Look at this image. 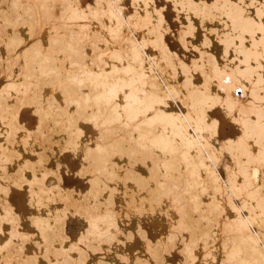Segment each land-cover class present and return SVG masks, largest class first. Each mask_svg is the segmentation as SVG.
Here are the masks:
<instances>
[{
    "label": "bare ground",
    "instance_id": "bare-ground-1",
    "mask_svg": "<svg viewBox=\"0 0 264 264\" xmlns=\"http://www.w3.org/2000/svg\"><path fill=\"white\" fill-rule=\"evenodd\" d=\"M124 1L127 0H0V5L9 3V6L15 9L19 6L20 10L15 11L18 12L17 15L24 11L25 15L31 17L30 20L29 16L26 19L22 18V15L16 17L14 15L13 23L17 25L21 23L19 26L25 21L32 23V28L37 30L39 35L38 38L31 39L25 25H22L24 35L14 33L15 30L7 33L2 27L6 34L0 33V49L2 47V50L7 49L5 52L16 53L22 48V58L26 64L29 62L30 64L26 72H22L19 76H11V80H7L0 90V119L3 120L4 116L18 115L16 107L24 99L35 101L41 116L52 111L53 113L55 111L54 115L57 116H71L58 121L71 129L67 134L71 150L82 161L91 159L92 165L101 169H107L108 163L115 165L116 163L110 159L115 157L116 153L125 152L124 149L130 148V153L132 151L144 152L145 155L151 151L161 153L163 157L158 161L160 164L157 167L170 175L173 170L171 159L174 155H180V185L174 182L164 184L166 181L161 180L162 182L158 181L152 193H147L145 187L153 181L146 175L142 177L137 175L138 169L142 172L147 170L138 163L129 169L127 173L128 178L131 177L128 179L129 183L132 184V181L136 180L142 187L140 189L152 197L151 201H145V204L149 202L147 204L150 205L151 202L154 207L160 208L157 213L153 212L157 210L154 208L153 211H148L161 216V225L167 224L174 231L177 229L178 234L181 233L180 237L183 233L186 234L185 238L182 235L185 243L181 244H185L182 250L185 253L187 251L188 256L184 251L183 254L190 259H188L191 261L189 264L195 260L197 263L207 259V253L209 257L211 255L216 259L221 257L222 264H251L253 259L258 260L256 261L258 264H264V181L261 179L260 170L264 165V97L260 94V88L264 86V21H260L264 16V8L258 5L256 8L259 9L253 17L249 15L250 10L247 8L254 7L255 1L248 3L247 0H214L209 4L206 1L172 0L181 12H187L188 20L191 21L183 30V33L187 34L185 37H190L188 33L195 34L193 32L197 30L194 24L196 21L206 27L209 26L211 34L221 31L219 37L222 46L221 61L209 53L210 51L205 50L210 41L209 38H204V41L198 45L201 51L196 59L193 57V67L190 66L193 69H191L183 62H178L180 58L169 49L163 39L164 28H160V25L164 18L162 19L160 7L155 3V6L153 5L154 0H128L134 8L130 13L126 12ZM33 6L36 7V12ZM57 7L61 10L58 13L53 12V8ZM2 12L3 10L0 15L4 16L0 19L6 21L8 18L12 21L8 17L10 12H6L7 14ZM205 33L204 35L209 34ZM212 39L215 41L217 37L214 38L212 35ZM148 47L157 49L158 53H154L153 56L148 51ZM177 62L180 63L179 71L181 68L187 74L184 82L181 85L177 84L178 87L171 84L175 81L173 78L178 77V74L175 75L177 68L173 67ZM164 64L166 67L172 66L168 69L173 70L174 75L165 73L168 71L166 67L165 70ZM191 71L199 72L202 80L195 81ZM33 76L36 78L34 81L31 80ZM18 78L20 82H16ZM32 84L36 86L33 87ZM29 86L36 88L35 91ZM236 88L242 89L241 98L234 96ZM45 89L54 90V95L40 99L39 96ZM12 94L18 95L19 98L13 96L14 101H7ZM5 98H7L6 102ZM177 98L186 105L185 113L176 110L173 101ZM62 103H65V109L62 108ZM215 103L234 115V122L239 128L237 138L226 137L220 149L215 147L217 121L207 113L209 112L207 109ZM93 105L96 109L88 112L94 107ZM75 116H88L80 121L85 133L77 127L79 121ZM89 119L100 122L91 124L88 122ZM113 121H118L120 125H111ZM128 126L132 127L130 131H126ZM97 127L101 129L100 134L95 138L98 133ZM14 132L17 133L13 134ZM14 132H10L9 129L2 131L5 144L9 145L12 139L18 137L17 134H23V128L18 125ZM125 132L126 136L123 135ZM27 134L28 140L31 133L27 131ZM15 140L11 142L14 144L17 142H14ZM127 142L130 146L132 143V146L127 147ZM26 148L25 146V150ZM221 151L228 154L229 164L217 163ZM133 154L132 157L135 155ZM26 163L29 167V160ZM25 165L27 172L30 169ZM34 165L30 164L32 170ZM42 168L47 170L43 166L41 171ZM108 173L110 176L115 175L113 171ZM43 174L40 177L34 174L29 180L32 204H41L49 198L48 193H52V189L48 192L46 186L54 180L48 174V178H43ZM95 182L100 185L99 180H92V185ZM102 190L104 189L92 188L87 195L92 199L97 191ZM79 202L77 205L81 204V208L76 206L77 209H74V203L71 204L73 206L68 207L63 239L67 240L71 236L72 241L76 237L83 243L97 237L95 241L98 246L109 247L112 244L113 249H105V251L110 256L107 258L113 264H118L115 259L117 257L125 263L130 262L132 252L126 251L125 248L133 246L136 242L126 244L125 248L119 247L118 237L115 236L122 234L124 222L118 218L120 214L117 215V212L110 209V206L116 207L113 197L103 200L101 206L90 201L89 204L82 206V201ZM135 204L127 205L129 206L127 210L132 208L136 210L138 205ZM141 204L144 211L145 204ZM132 205L133 207L130 208ZM152 207L150 205L148 209ZM162 207L166 208V212L170 211L169 216L172 214L176 218L179 216L181 218L179 217L176 222L170 220L172 218L162 211ZM58 211L64 214V210L58 209ZM137 216L138 214L133 215L135 219ZM126 218L129 216L127 215ZM135 219L132 221L133 225L138 226L136 223L138 220ZM33 223L40 233L41 227L47 222L44 217L37 216L33 219ZM170 230L166 231L172 238L168 237L169 240H177L179 236L171 233ZM15 233L12 235L15 238L17 234V238L18 231ZM222 233L225 235L222 236ZM19 234L22 235V243L28 241L24 240L22 233ZM35 235L32 237L36 238ZM39 235L43 241H46L44 232ZM26 236L29 239L31 237V235ZM17 239L19 240V237ZM128 239L134 240L129 232ZM145 239L142 237V242L148 241ZM123 240H120V243L124 246L125 240ZM193 243L196 245L193 246ZM150 245H146L145 250L133 249V252L136 251L142 258L153 261L151 264H173L167 261L168 255L163 257L167 251H159L162 244L155 246L156 248L159 246L158 249L154 247L148 250ZM115 248L121 249L123 256H118L114 251ZM197 248L199 252L195 253L194 249ZM76 250L77 247L71 245L67 251L58 248L56 256L50 257L46 253H39L33 257L39 258L45 255L50 258L56 257V261L50 264H66L71 252ZM252 252L256 254L253 259L250 258ZM215 258L212 260L216 261ZM27 260L24 264H33L30 259ZM178 264H182L181 259Z\"/></svg>",
    "mask_w": 264,
    "mask_h": 264
},
{
    "label": "rangeland",
    "instance_id": "rangeland-1",
    "mask_svg": "<svg viewBox=\"0 0 264 264\" xmlns=\"http://www.w3.org/2000/svg\"><path fill=\"white\" fill-rule=\"evenodd\" d=\"M196 1H206L207 3L211 4L214 0H196ZM251 1H255V2H253L254 7L250 8V9L247 8V10H250L249 15L255 17L254 15H256L257 9H259L256 7L258 5H261V7L264 8V0H247L248 3ZM123 3L126 4L125 9H126L127 13H130L131 11H133L134 8L132 7V4H130L128 0L124 1ZM152 3L154 6L156 4L157 7H160L162 19L164 18V20L161 19L162 24L160 23L161 24L160 28H162V27L164 28V30H162L163 35H164L163 39L165 40L169 49L173 53H175L177 55V57L180 58V60L178 62L181 61L184 64L188 65L189 68H191L190 66H192L193 60L198 57V53H199V51H201L198 45L201 43V41L202 42L204 41V38H209V41H210L207 43L208 45L205 48V50L210 51L209 53L215 55L221 61L222 46H221V43L219 41V37H221L220 36L221 31L216 32L217 35H216V33L211 34L210 33L211 31L209 30L210 29L209 26L206 27V26L202 25L199 21H196V22H194V24H195L197 30H195L193 32L195 34L189 35V33H188V36H190V37H187V36L185 37V35H187V34H184L183 30H185V27H187V25H190V23H191V21L188 20L189 17H188V14H186L187 12H185V11H184V13H183V11L181 12L177 7H175V3L172 0H154V2H152ZM8 8H9V10H8ZM19 8L20 7L18 6V9ZM175 8L178 10H176ZM14 9H15V7L11 8V5L9 6V3H6L4 5L3 4L0 5V14H1L2 10H3L2 14H5L6 12L7 13L10 12L8 14V17L10 19H12V21H9V19L7 18L6 21L4 20L5 22L2 19H0V33H1V35H3L5 33V31H7V33H8L9 31L12 32V30H15L13 32L18 33V35H24V27L22 25H25L26 30L28 31V33L30 35L29 37H31V39L32 38L33 39L38 38L39 37L38 32H37V30H34L32 28V26H33L32 23H26V21L25 22L23 21L24 23L22 22L23 24L21 26H19L21 23L18 25H17V23L16 24L13 23L14 22L13 19H15V18H13L14 15H15V17L18 15H20V16L22 15L21 17L26 18V19L29 16L28 14L25 15L24 11H22L23 13L21 12V14L19 12V14L17 15L18 12H15L17 8L15 10ZM34 9L36 12V7H34ZM60 10H61L60 7L53 8V12H55V13H58ZM3 16L0 15V17H3ZM180 16H181V18H180ZM29 19L31 20V17ZM260 21H264V16L260 19ZM5 23H7V24H5ZM13 24L18 26V28L16 26H14ZM2 27H4V30L5 29L6 30L5 31L2 30ZM12 27H14V28H12ZM29 29H30V31H29ZM204 33L208 34V35H204ZM26 34L27 33L25 31V35ZM1 35H0V38H1ZM212 35L214 36V38L217 37V39H215V41H214V39H212ZM215 35H216V37H215ZM193 37H196V38L194 39ZM182 39L186 42H184ZM193 47L194 48L197 47L199 49L196 50V48L194 49ZM21 49L22 48H19L18 52H16V53L15 52L8 53V51L5 52L7 50L6 48H4L2 50V47H1V49H0V90L3 88V86L5 85V82L7 80H9V79L11 80V76H13V75L19 76V75H21L22 72H26L27 69L29 68L30 62L26 64V62L23 60ZM147 49L153 56L155 55L154 53H156V54L158 53V50L155 48L148 47ZM202 50H204V49H202ZM20 56H21V59H20ZM18 57H19V59H18ZM193 57H194V59H193ZM59 59H61V58H59ZM16 60H18V61H16ZM5 62L7 63V65ZM178 62L175 66L173 65V67L177 68V69L175 68L176 69L175 75L178 74L177 75L178 77L173 78V76H172V78L175 79V81L172 82L171 84H173L175 86H177V84L181 85V83L184 82L185 77H187V74L184 73V71L181 68L179 71L178 68L180 67V63H178ZM11 63L13 64V66ZM165 65L166 64L163 65L164 68L166 67ZM170 66L171 65L166 67L168 72H165V73L167 75L169 73H170V75L173 74L172 73L173 70L168 69V68H170ZM166 68H165V70H166ZM191 69H193V68H191ZM193 73L191 71V75L193 77H195V81L200 82L202 80L201 74L197 71H195L194 74ZM263 74H264V70H263ZM176 78H177V80H176ZM18 79L16 80V82L21 81L20 79L19 80ZM35 79L36 78H34V76L31 78V80H33V81ZM24 83H26V81H24ZM31 86H29V88H33L36 85H33V87H31ZM35 89H34V91H35ZM261 89H264V86H262V88H260V94L264 97V90H261ZM29 92H30V89H29ZM34 93H36V92H33V94ZM41 94L42 95L39 96L40 99H42L41 97H43V99L44 98L46 99L48 97L50 98V95H51V97L54 95V90L45 89L44 92H42ZM30 95H32V94L30 93ZM37 95H39V92L37 93ZM242 95H243V92H242ZM242 95L240 96V98L242 97ZM13 96H14V98H17V97L19 98L18 95L12 94L10 97L11 99L9 98V96H8V98H9L8 100H7V98L4 99L5 102H6V100L9 102L14 101V99H12ZM37 99H39V98H37ZM177 99L175 101H173V103L176 104V105L174 104L176 107V110H178L182 113H185L187 110L186 105L183 104V102L181 101L180 98H177ZM35 103H36L35 101L33 102L30 100L24 99V101L19 103L18 106L16 107V108H18V112H17L18 115H16V116H4L3 120L0 119V228L2 229V230L0 229V231H1L0 232V248H2L0 250V252H1L0 253V263L1 264H24V262H26L27 259H30L33 262V264H41V262H42V264H50L51 262L56 261V257L55 258H50V257L57 255V249L58 248L61 247L62 249L67 251L71 245H75V247H77V250L71 252V255H69V259H68V262L66 264H78V263H80V264H113V262L110 259H108V258H110V256L108 254H106V251H105V249H111V248L113 249L112 244L110 245L111 247L109 246L110 248L108 246L107 247L106 246H104V247L98 246V243H96L97 237H95L93 239L86 240V242H83V243H81L82 241H80V239L76 238V237L73 238L74 239L73 241H72L71 236L67 240H64L62 237L64 222L66 219L67 212H69V209H68L69 205L70 206L75 205L73 207H74V209H77L79 207L81 208V204H80V206H78L80 203L79 201H82L81 202L82 206H83V204L84 205L87 203L89 204V201H90L92 203H96V204L101 206L100 203H102L103 200H105L106 198H109L110 196L113 197V201H115V203H116V207L110 206V209L112 208L115 212H117V215L120 214V216L118 215V218L122 219L124 222L123 229H121L123 236H122V234L115 236V237H118L117 241H119V244H120V245L118 244L119 247L125 248L126 244H128V243L134 244V242H136L133 246L125 248L126 251L132 252L131 253L132 255L130 257L131 261L125 263V261H123L122 259H118V257H117L115 259H116V262L118 264H145V263L151 264V263H153V261H151L149 259L142 258V256H140L141 255L140 253H137L136 251L133 252V249L145 250L146 245L151 244L150 247H148V250H150V249H154L155 246L157 247V245L159 243L162 244L161 245L162 247H160L159 251H161V250H162V252L167 251L163 255V257L168 255L167 261H170L173 264H178V261L181 259L182 264L191 263V261H189L190 259L189 258H188L189 260L187 259V256H188L187 251H186V253H187L186 254L185 251L182 250V249H184L185 244H181V243H185L184 238H185L186 234H184V233L182 234L184 238L182 237V235L180 237L181 233L178 234L177 229H175L176 231H174L173 228L169 227L167 224L161 225V223H160L161 222V216H156V214H153V212L157 213V211L160 210V208H157V206L154 207L153 204L150 202L151 207L152 206L153 207L151 209H148V208H150V205L147 204L149 202H146V204H145V201H151L152 197L147 193L153 192V189L157 186L158 181L160 183L164 180V181H166L164 184L174 182V183L180 185V155H174L172 157L171 162H172V165H173L172 168L174 171L172 170V173L170 175L165 174L164 171L160 170V168L157 167L158 164H160L158 161L163 157V155L161 153H159L157 151H151V152H149L148 155H145L144 152H139V151H136V152L132 151V153H130L129 152L130 148H128L129 150L124 149L125 152H118L120 154L116 153L115 157L110 159L112 162L116 163L115 165L112 163H108L107 164L108 170L107 169H101L95 165H92L91 159L87 158L85 160V162L82 161V159L80 157H78L76 155V153L71 150L69 141H67L68 140L67 134L69 133V131L71 129H69L64 123L58 122L60 119H67L71 116H57L56 114L54 115L55 111H54V113L52 111L47 115L41 116V115H39V107H38L37 103L36 104ZM89 104L91 105L90 102H89ZM61 106L64 109L66 108L65 103H62ZM93 106L94 107L89 109L88 112H91V111L96 109V106L95 105H93ZM14 110H15V108H13L12 111H14ZM207 111H209V112H207L208 116L212 117L213 119H216V121H217V134L215 135V137H216L215 147L217 149H220L221 144H223V141L226 137H231L234 139L237 138V135L239 134V128L237 126V123L234 122L235 117L233 114L226 112L217 103L210 106V108H208ZM231 116H233V118ZM75 117H77V119L79 121V123L77 124V127L79 128L80 131L82 130L85 133V129H84L83 124L81 122H82V120H84L88 116H75ZM40 120L43 121L42 124L40 123ZM2 121L4 122L5 125H3ZM88 122H91V124H93L96 122L99 123L100 121H96L95 119H89ZM6 123L8 125H6ZM39 124H41L42 126L40 125L41 126L40 127ZM18 125H19V127L23 128V134L19 133L21 136L19 134L16 135L19 137V138L18 137L14 138V139H16L14 142L17 141L16 143L13 144V142H11V141H13L14 139H12L10 141L12 145L10 144V142H9V145L7 143L5 144V142H4L5 137L2 135V131L5 129H9L10 132H14V130L18 127ZM111 125L118 126V125H120V123L118 121H113L111 123ZM100 129L101 128H99V127L96 128L98 133H97V135H95V138L98 137V135L100 134L99 133ZM126 129H125L126 131H130L132 129V127L128 126ZM27 131L29 134L30 133L32 134V135L31 134L29 135V137L30 138L32 137V138L30 139L28 137L29 138L28 140L26 137V135H28ZM16 133L14 132L13 134H16ZM123 135L126 136V132ZM22 138H23V140H21ZM127 139H129V138H127ZM25 140H27V142ZM23 142H25V144H23ZM128 143L129 142L126 143L127 145L125 144L127 147L129 145ZM1 144H3V145L1 146ZM16 144L18 147L16 146ZM7 145H8V147H7ZM13 145H14V147H13ZM25 146L27 147L26 150H25ZM131 146H132V143H131ZM131 146L129 145V147H131ZM133 146H134V144H133ZM129 153H130V155H129ZM132 154L134 155L133 157H132ZM28 160H29L30 164H33V165L35 164L33 166V170L30 168V164L28 167V164L26 163ZM135 163L141 164L147 170L146 172H142L140 169H138L137 175H141V177L146 175L148 178H150L153 181L149 186L145 187V190L147 193L142 191V189H140L141 186L138 182H136V180L135 181L133 180L132 184L129 183L128 179H131V177L128 178L127 173L129 171V169L133 168V165H135ZM217 163L223 164V165L229 164L230 159L228 157V154L224 151H221L220 157H219ZM24 164H26L25 166H27L28 169H30L31 171L29 170L26 172ZM43 166L46 167V169L48 170L47 171L44 169L46 171L45 174H43L44 173L43 168L41 171V167H43ZM156 168H157V170H156ZM20 169H22V171H25V173L20 171ZM100 170H101V172H100ZM260 170H261V179L264 181V176H263L264 174H262V173H264V165H263L262 169L260 168ZM109 171H113L115 175L113 176V174H111V176H112L111 177L110 174L108 173ZM37 172L38 173L41 172V174L40 173L38 174ZM161 172H162V174H161ZM34 174L36 176L39 175V177H40V175L42 176V174H43V178L44 177L48 178L49 176H52V178L54 180V182H52L51 184L46 186V189L48 190V192L51 191V189H52V193H48L49 198L47 200H44L41 204H32L31 203L32 196H30V192H29V187H30V184H29L30 181L29 180H30V178L33 177ZM92 180H99L100 185H98L99 183H96V182L94 185H92V183H91ZM92 188L98 189V190H101V188H103L104 190H102L101 192L97 191L98 193H96L93 196V198L90 199L91 197L89 198L87 194H88V192L91 191ZM137 199H139V200H137ZM86 200L88 202H86ZM77 203H78V205H77ZM135 203L138 205V208H136V210H135V208L129 209L130 211L127 210L129 208V206L127 207V205H129V204L134 205ZM141 203L145 204L144 208L145 207L146 208L145 209L143 208L144 211H142V207L140 206V205L143 206V204H141ZM71 204H73V205H71ZM133 205L130 206V208L133 207ZM76 206H77V208H76ZM121 206H122V208H121ZM147 206H149V207H147ZM123 207H125V208H123ZM134 207H137V206H134ZM140 207H141V209H140ZM153 208L155 210L156 209L157 210L153 211L154 210ZM162 208H163V210L162 209L161 210L163 212L164 211L166 212V208L165 207H162ZM41 209H43L44 211H40ZM58 209L64 210V214L59 213ZM133 209H134V211H133ZM139 209L141 211H139ZM148 210L150 212L152 210L153 212L150 213ZM138 211H139V213H138ZM126 212H128V213L126 214ZM169 212L170 211L166 212L168 216H169ZM131 213H133V214H131ZM125 214H126V217L128 215L129 218H126ZM135 214H138L136 219H135V217H133V215H135ZM152 215L155 217H153ZM37 216L44 217L46 219V222H47L44 227H41L40 230L42 232H40V233L37 232L36 226L33 223V219H35V217H37ZM140 216H141V218H140ZM149 217L151 218L150 220H149ZM179 217L176 218L172 214H170V216H169V218H172L170 220H174L175 222L177 221V219H179ZM134 219H135V221L138 220L136 222L138 226L133 225L132 221ZM14 226H15V229H13V230H16V231L13 232L12 228H14ZM168 229L169 230L171 229L170 230L171 233L179 236V237L176 236L177 240H175L174 238H173V240H175V241L169 240L170 237L167 234ZM11 230H12V234L15 232L17 233V231H18L19 236H17V238L19 237V240L16 238V235H17L16 233H15L16 235L14 238V236H13L14 234L13 235L11 234ZM66 231L67 230L65 229L64 232H66ZM43 232L46 235V241H43L41 239V236L39 235V234L42 235ZM128 232H129V235H130V233L132 234L134 240L128 239ZM179 232H181V231H179ZM19 233H22L24 240H28V241L22 243L23 238H22V235L20 236ZM139 233H141V234H139ZM25 234L31 235L30 239ZM143 234H147V235H143ZM32 235H35L36 238H33ZM221 235L223 236L225 234L222 233ZM142 237L144 239L146 238L148 240V241H146V239H145L147 244H146V242H142ZM182 238L184 240H182ZM20 239H21V242H20ZM122 239L125 240V241L123 240L125 242L124 246L122 243H120V240H122ZM170 239H172V238H170ZM167 240H169V241L167 242ZM60 241H62V243H59ZM79 241H80V243H79ZM131 241H133V242H131ZM192 245L194 246L196 244L193 243ZM167 246H168V248H167ZM99 247L102 249H100ZM156 247H155V249L159 248V246H158V248H156ZM165 247L167 250L165 249ZM195 248H196V246H195ZM116 249L117 248L114 249L115 253L118 256H123L122 255L123 251H121V249H119V250H116ZM146 249H147V247H146ZM194 250H195L194 251L195 253L199 252L198 248L194 249ZM155 251H157V250H155ZM168 251L170 253H168ZM181 251H182V253L180 254ZM183 251L187 256L183 254ZM204 251L205 250H202V252H204ZM39 253H41V254L46 253L50 257L49 256L45 257L46 255L43 257L41 256L39 258L33 257L34 255H38ZM134 253H135V255H133ZM251 255L249 253V256H251L250 258H252V259L254 256H256V254L254 252H252ZM185 257L188 261L185 259ZM207 257H208L207 259H203L202 261H200V262L198 261L197 263H196V260L192 261L193 262L192 264H206V263L222 264L221 257H219L217 259L213 255H211L209 257L208 253H207ZM204 258H205V256H204ZM213 258H215L214 260H216V261H213L212 260ZM83 259H84V261H83ZM208 259H210L211 261ZM252 259H250V260H252ZM121 260H122V262H121ZM254 260L255 259H253L251 264H258L257 263L258 260H256L257 262ZM81 261H83V262H81ZM134 261H135V263H134Z\"/></svg>",
    "mask_w": 264,
    "mask_h": 264
},
{
    "label": "built area",
    "instance_id": "built-area-1",
    "mask_svg": "<svg viewBox=\"0 0 264 264\" xmlns=\"http://www.w3.org/2000/svg\"><path fill=\"white\" fill-rule=\"evenodd\" d=\"M242 95V89L241 88H236L234 91V96L240 97Z\"/></svg>",
    "mask_w": 264,
    "mask_h": 264
}]
</instances>
